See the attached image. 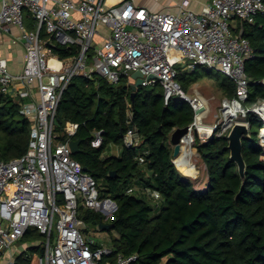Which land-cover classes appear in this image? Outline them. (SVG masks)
Returning <instances> with one entry per match:
<instances>
[{"label":"built area","instance_id":"built-area-1","mask_svg":"<svg viewBox=\"0 0 264 264\" xmlns=\"http://www.w3.org/2000/svg\"><path fill=\"white\" fill-rule=\"evenodd\" d=\"M189 1L183 0L177 13H168L137 8L131 0H1L0 38L11 26L17 27L20 34L16 41L24 48V61L21 70L13 73L0 58V94L20 101L21 114L31 121L32 130L22 156L0 160V258L29 229L45 238L44 255L37 264H99L111 253L109 248L91 249L82 236L85 225L79 215L84 207L109 221L116 203L100 196L94 178L72 158L69 142L79 124L64 123V141L58 140L55 132L59 102L76 77L91 80L97 75L112 85L121 79L132 85L130 76L137 71L142 76L140 87L159 83L165 106L178 97L193 112L200 110L186 136L193 142L194 133H203L196 117L205 119L209 108L201 97H188L184 92L176 66L188 73L198 67L215 70L236 86L235 98H225L221 104L223 111L235 110V117L220 127L209 126L204 134L220 128L226 131L238 113L245 116L251 112L263 122L259 144L264 152V115L258 111L264 100L247 109L242 106L249 86L244 64L253 57L252 50L248 40L230 27L231 20L253 24L258 14H264V2L213 0L197 14L187 9ZM25 13L33 20V30H27ZM104 30L108 33L105 37ZM43 31L46 37L41 36ZM55 46L76 47L77 54L60 58L52 51ZM126 124L123 145L136 148L141 139L130 114ZM102 134L93 133L92 147H100ZM222 134L220 131L217 137ZM137 258L118 256L114 264H132Z\"/></svg>","mask_w":264,"mask_h":264},{"label":"trees","instance_id":"trees-1","mask_svg":"<svg viewBox=\"0 0 264 264\" xmlns=\"http://www.w3.org/2000/svg\"><path fill=\"white\" fill-rule=\"evenodd\" d=\"M25 19L32 25L28 13ZM236 21L234 32L248 40L253 55L244 64L249 86L242 106L247 109L264 100V85L260 84L264 81V14H258L253 24ZM41 36L46 37L44 31ZM52 51L60 58L77 54L76 47L55 46ZM211 71L198 67L190 73L179 72L177 81L187 92ZM216 84L224 98H235L231 80ZM130 86L125 79L112 85L97 75L91 80L76 77L56 112L58 140L66 139L62 135L65 122L79 124L73 137L80 141L79 151L72 158L94 178L100 196L111 198L117 206L109 221L100 213L80 208L79 218L95 231L104 224L114 225L106 230L116 234L110 235L111 253L99 264H114L118 256L131 255L138 257L132 264H264V159L257 139L261 119L251 112L245 115L250 138L242 137L244 183L229 160L226 136L196 141L208 175L205 190L198 191L177 172L169 146L171 132L193 122L191 106L178 97L165 106L159 83L137 88L133 98ZM129 114L141 139L131 149L123 145ZM31 130V121L21 114L20 101L0 94V160L22 156ZM96 131L103 132L98 148L91 146ZM111 145L119 148V156L111 155ZM20 241L28 245L13 264H31L34 255L43 257L45 238L37 230L29 229ZM87 244L92 250L100 248Z\"/></svg>","mask_w":264,"mask_h":264},{"label":"rangeland","instance_id":"rangeland-1","mask_svg":"<svg viewBox=\"0 0 264 264\" xmlns=\"http://www.w3.org/2000/svg\"><path fill=\"white\" fill-rule=\"evenodd\" d=\"M236 22H237L236 20L230 21V27L232 28V30H235L234 27H235ZM24 23L26 26L28 25V21L25 19V15H24ZM32 23H33V20H32ZM27 30L28 31L33 30V25H29L27 27ZM176 68H177L178 72H181L182 68H179L178 66H176ZM225 78L226 77L223 76L222 74L217 73V71H215V70H212L211 72H209L208 76L201 79L199 82L191 85L189 90L186 92L188 97L198 96V97H204L205 98V100L207 101V104H208L209 114L205 119H203V122L207 123V125H209V126H212L214 124L215 125L219 124L218 126L220 127L222 125V123L224 122L223 110L221 108V106H222L221 104L225 98H224L223 93L221 92L219 86L216 84V82L223 81ZM237 115L238 116L234 119V123L235 122H243V123L247 124L249 131H250V125L245 121V116H243L242 114H239V113ZM201 116L202 115H198L197 116L198 119H196L197 125L200 127L202 126V124H200L201 122L199 121ZM209 126H207V127H209ZM230 129L231 128L226 129V131H225V130H221V128H220V129H217V131H215V132H212V133L209 132V133H205V134L203 132L200 135L198 133H194L193 142H192L191 146H188L189 144L186 141L184 142V151H185V153L187 151H190V157H189L188 162L185 166L186 168L184 167L183 169L182 168L179 169V168H177L178 167L177 165L175 166V168H176L177 172L179 173V175L185 181H189L195 190H198V191L205 190V188L207 186V182H208L206 165L196 150V141L200 142V143H204L213 137H217L220 134V131H223L222 135L227 136ZM257 139H258V142H260L259 132L257 133ZM261 145H262V143H261ZM169 146H170V150L172 152V146L170 144H169ZM110 151H111V146H110ZM263 155H264V152H263ZM173 159H175V158H172L171 161H173ZM83 208L81 210L85 209V208L84 209ZM98 230H100V229H98ZM95 232L96 231L94 230V227L92 225H85L81 229L82 236L87 243L98 244V245H107L106 244L107 240L102 239L101 238L102 236L96 235ZM55 234H56V231L54 229L53 230V236H55ZM27 245H28L27 243L24 244V243H21V241L16 242L11 246L10 252L15 251V254H18L22 249L27 247ZM7 252H9V250H7ZM0 264H2V262H0Z\"/></svg>","mask_w":264,"mask_h":264},{"label":"crops","instance_id":"crops-1","mask_svg":"<svg viewBox=\"0 0 264 264\" xmlns=\"http://www.w3.org/2000/svg\"><path fill=\"white\" fill-rule=\"evenodd\" d=\"M183 0H131L133 6L137 8H143L146 9L149 12H168V13H177L178 6L181 4ZM213 2V0H190L189 5L187 9L191 10L194 13L199 14L202 10V8L205 5H210ZM0 7H1V0H0ZM29 26L28 25L26 27ZM234 29L236 30V23ZM234 30V31H235ZM19 29L15 26H11L9 31L7 33H4L0 38V58H4L7 61L8 68L13 73H18L22 66L24 61V49L20 42H17L16 39L19 37ZM104 37L108 35V33L104 30ZM204 102V107L208 108V104L204 97H201ZM203 127H207V123L203 122L202 119L199 120ZM205 123V124H204ZM111 155L113 156H119L120 150L117 146L111 145ZM96 235L102 236L101 238L106 241L107 245H98V244H91V245H98L99 247L103 248H111V242H110V235L116 236L115 232L108 234L107 231H96ZM21 240V239H20ZM19 240V241H20ZM17 241V242H19ZM16 243V242H15ZM22 249L20 252H22ZM19 252V253H20ZM18 253V254H19ZM17 254H15V251H11L9 249V252H5L2 257L0 258V262L2 264H9L10 262L14 261V257ZM40 258L38 255H34L31 260V264H37V259Z\"/></svg>","mask_w":264,"mask_h":264},{"label":"water","instance_id":"water-1","mask_svg":"<svg viewBox=\"0 0 264 264\" xmlns=\"http://www.w3.org/2000/svg\"><path fill=\"white\" fill-rule=\"evenodd\" d=\"M239 37H242L241 33L239 34ZM130 77L132 80H134V84L130 86L131 98H133L137 88L141 86L142 76L139 72L136 71L133 72ZM148 79H153V77L149 76ZM263 85H264V81H263ZM199 111L200 110L194 111V114H197ZM188 129L189 126H186L183 128H175L171 132L169 136V144L172 146V158H176L180 154L182 142L189 132ZM242 137L250 138L249 128L247 124L243 122H235L226 136L228 142L227 149L229 150V160L236 165L239 173V177L241 178L242 183H244L246 164L242 156ZM79 145H80L79 140H71L69 142V147L71 149L72 155L78 153ZM113 175L114 172L111 173V176ZM113 227L114 225L110 223L99 226V229L106 231Z\"/></svg>","mask_w":264,"mask_h":264},{"label":"bare ground","instance_id":"bare-ground-1","mask_svg":"<svg viewBox=\"0 0 264 264\" xmlns=\"http://www.w3.org/2000/svg\"><path fill=\"white\" fill-rule=\"evenodd\" d=\"M258 111H260L264 115V107L259 108ZM234 114H235V110L226 109L225 111H223V119H224L225 123L228 124L230 119L235 117ZM196 119H198V118L196 117ZM196 125H197V122H196ZM198 127H199V130H202V132H207L209 129L208 127H202V126L201 127L198 126ZM261 131H262V135H264V128ZM185 141L189 144L188 146H191V144H192L191 137H185L184 138V140L182 142L181 152L174 160L175 166L177 165L178 166L177 168H179V169L180 168L183 169L186 166L188 159L190 157V151H187L186 153L184 151V142Z\"/></svg>","mask_w":264,"mask_h":264}]
</instances>
